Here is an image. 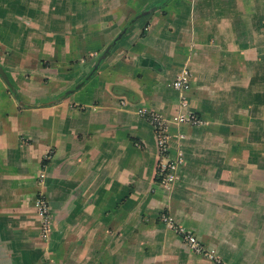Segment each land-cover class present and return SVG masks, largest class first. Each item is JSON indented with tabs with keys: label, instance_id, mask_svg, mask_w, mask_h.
<instances>
[{
	"label": "crops",
	"instance_id": "1",
	"mask_svg": "<svg viewBox=\"0 0 264 264\" xmlns=\"http://www.w3.org/2000/svg\"><path fill=\"white\" fill-rule=\"evenodd\" d=\"M0 67V264H264V0H0Z\"/></svg>",
	"mask_w": 264,
	"mask_h": 264
},
{
	"label": "built area",
	"instance_id": "2",
	"mask_svg": "<svg viewBox=\"0 0 264 264\" xmlns=\"http://www.w3.org/2000/svg\"><path fill=\"white\" fill-rule=\"evenodd\" d=\"M173 88L179 91H185L189 89V81L186 76H178L172 82ZM185 103L181 104L179 111L175 114L174 120H169L163 115L155 112H147L140 110L141 116L147 118L152 124L153 130L157 139V153L159 157V162L156 170V178L158 182L171 190L175 184L179 181L180 178V166L182 163V153L181 151H176L174 156L170 154L171 145L169 143V126L171 124L179 123H188L191 125H200L203 123V119L195 112H184ZM179 138H182V134H178ZM37 206L39 213L42 218L41 229L44 236H46L50 229V219H49V210L48 205L43 199L37 201ZM162 222L170 226L176 233H178L183 242L196 254L206 255L210 258H213L211 253H207L204 245L195 234L190 231L185 230L184 228L174 224L169 215L162 213L160 216Z\"/></svg>",
	"mask_w": 264,
	"mask_h": 264
},
{
	"label": "trees",
	"instance_id": "3",
	"mask_svg": "<svg viewBox=\"0 0 264 264\" xmlns=\"http://www.w3.org/2000/svg\"><path fill=\"white\" fill-rule=\"evenodd\" d=\"M0 74H1V73H0ZM5 81H6V83H7V86H8V88H9V91H11V93H12L13 95H16V92L14 91V89H13L12 85L10 84L9 80H8L7 78H5Z\"/></svg>",
	"mask_w": 264,
	"mask_h": 264
},
{
	"label": "water",
	"instance_id": "4",
	"mask_svg": "<svg viewBox=\"0 0 264 264\" xmlns=\"http://www.w3.org/2000/svg\"><path fill=\"white\" fill-rule=\"evenodd\" d=\"M0 73H1V75H2L4 78H6V77H5V74H4V72H3V70H2L1 67H0Z\"/></svg>",
	"mask_w": 264,
	"mask_h": 264
}]
</instances>
